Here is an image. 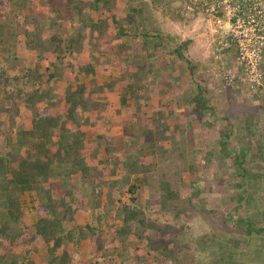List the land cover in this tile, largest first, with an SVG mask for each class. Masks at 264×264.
<instances>
[{"label": "trees", "instance_id": "16d2710c", "mask_svg": "<svg viewBox=\"0 0 264 264\" xmlns=\"http://www.w3.org/2000/svg\"><path fill=\"white\" fill-rule=\"evenodd\" d=\"M0 6L4 13L0 21V132L6 134L0 149V264H34L29 256L31 248L24 246L38 240L44 242L40 262L73 264L71 236L76 228L80 238L92 240L90 251L96 260L92 264H114L109 257L119 254V248L128 250L130 234L138 239L146 237L150 249L182 264L189 258L204 259L181 251L184 242L177 232L159 239L156 225L145 221L140 199L134 195L139 185L131 179V173L141 162L140 151L147 148L161 167L173 156L185 166L199 161L214 164L220 156L226 159L233 154L232 165L241 176L232 177V186L244 185L247 176H264V134L251 139L258 131L257 110L234 125L247 139L233 141L234 122L217 110L211 99L213 92L224 90L220 83H216L218 88L206 77L190 85L183 96L186 108L194 107L201 114V127L222 131L217 147L203 150L198 141L194 142L195 134H199L196 131L202 130L195 127L198 117L164 109V102L180 106L182 101L166 86H152L159 83L156 77H161L158 66L163 60L169 65L184 62L180 64L181 74L185 70L194 72L196 64L185 56L190 40L172 38L163 44L160 28L152 25L151 14L145 13L142 2L133 6L121 0H0ZM44 21H48L47 29ZM23 49L32 54L29 63L22 65L21 74L10 72L6 63L15 62ZM143 52L148 53L150 61L140 60ZM99 71L106 74L100 76L101 80L97 78ZM151 73L157 76L153 78ZM59 82L66 85L61 94L57 93ZM121 90L128 94L113 101ZM243 98L264 106V96ZM58 107L61 112L55 111ZM109 108L114 109L113 114L107 113ZM215 113L220 118L216 119L219 124L213 125L209 116ZM25 120L30 127L15 126ZM117 124L121 125L120 134L114 130ZM83 126L95 129L94 141H83ZM230 142L233 145L228 150ZM101 164L103 168H99ZM107 169L111 177L95 182V176L105 175ZM143 179L146 192L153 187L159 192L156 205L181 218L185 211L178 202L186 190L174 187L163 170L148 172ZM191 185H196L194 179ZM190 187V192L208 190L199 185ZM75 190L89 192L92 198H81ZM125 191L131 194L130 202L120 201V193ZM24 193L36 199L32 201L37 214L34 219L23 209L19 194ZM242 197L239 193L234 201ZM187 199L191 200L189 192ZM145 201L149 205L148 197ZM87 206L95 212L96 224L76 221L74 211ZM229 213L222 215L226 218ZM239 222L240 226L245 224V234L264 229L254 228L250 218L240 217ZM148 228L152 232L144 235ZM234 241L246 247L240 239ZM114 242L120 245L112 246ZM168 243L171 245L166 246ZM221 243L215 249L217 259L209 264H233V250L225 256ZM211 244L203 243L195 251L209 250V246L213 249ZM10 246H18L20 251L12 255L6 250ZM139 264L151 262L142 259Z\"/></svg>", "mask_w": 264, "mask_h": 264}, {"label": "rangeland", "instance_id": "374dc122", "mask_svg": "<svg viewBox=\"0 0 264 264\" xmlns=\"http://www.w3.org/2000/svg\"><path fill=\"white\" fill-rule=\"evenodd\" d=\"M121 1L125 3L129 2L133 6L137 5L139 2L144 4L145 13L147 14L149 12L151 14L150 21L152 22V25H156L160 28L162 35L161 41L163 44L164 42H168V39L171 41L172 38H176L178 41L185 39L190 40L185 50V56L187 57V60L191 61V63L196 64L194 72L185 70V73L183 72L181 74L180 68L181 65L185 64L184 62L181 64L180 61H177L169 65L168 61L163 60V63L158 66V73H160L161 77L157 76V73L156 77L153 74L155 73L154 71L150 74H153L152 77H156V81L159 82L158 84L155 83L152 86L153 88L166 86L170 89L171 94L175 96V98L182 101V105L180 106H177L174 103L167 104V102H164L162 104L164 109H173L177 115H182L188 112L190 117L193 119L198 117L195 119V127H197L196 130H198V128H202V130L196 131L199 134H195L196 137L194 142L198 141V146L200 148L203 150L206 147L216 148L218 141L222 136V131H220L219 128L208 129L207 127H201V124H199L200 121H198L201 114L199 112L197 113L194 107L189 108L188 110V108H186L188 103L184 101L183 97L185 96L184 92L190 89V85L196 84L197 82L200 83L204 80L203 78L207 77L212 85H215V74L218 70L211 66V47L209 45L210 34L208 23L198 14L181 11L182 0H156L155 2L153 0ZM3 16V8L0 6V21L3 20ZM146 22L147 31L151 33L150 24L148 21ZM43 27L44 29H47L48 21H44ZM170 45L169 47L171 48ZM147 54L148 53L143 52L139 57L140 60H143L144 62L150 61L151 58H149ZM31 56L32 54L29 53V51L23 49L22 53L17 56L15 62L6 63V68L10 72L21 74L22 65L28 64ZM208 63H210V65ZM111 67L114 68L115 65H112ZM100 76L104 77L106 74L99 71V74L97 75L99 80H101ZM176 80L179 82L176 83ZM65 87V82L58 83L57 93H63ZM221 88L223 87L221 86ZM223 89L224 90L218 89L219 93L217 92L214 94L213 92L211 99H213L212 103L214 105L216 104L215 107L217 110L222 111L223 114L228 116L229 120L234 122L233 126L231 125L232 133L235 136L233 141L242 142L247 139L244 137L245 135H242L241 131H239L234 125L240 123V121L246 117V114L253 112V109L257 110V113L259 114V121L256 124L258 125V131L251 139L255 140L260 134H264V106L260 107L258 104H252L248 98H237V93L234 92L232 88H230L231 90L226 88ZM127 94L128 92L121 90L114 95L112 100H120ZM63 107L65 108V105ZM142 108L145 109L146 107ZM55 111L61 112L60 107L56 108ZM106 111L109 114L114 113L113 108H109ZM127 111H129V108ZM217 118H220V114L215 113L214 115L209 116V119L213 121V125L219 124V119L216 120ZM119 120L121 122V118H119ZM25 121L24 123L21 122L15 126H23L25 128L30 127V122L27 120ZM225 121L227 122V120ZM169 123L172 124V121H169ZM116 126H118L119 130H122L121 125L117 124ZM91 129V126L83 128V141L85 143L95 140V136H92L95 135V131H91ZM115 132H117V129ZM5 137L6 134L0 132V149H3ZM127 141L132 143V138L127 137ZM232 145V142L228 143V150L232 147ZM250 146L251 148H254L255 144H251ZM198 152L202 151L200 150ZM140 154L141 162L134 167V171L131 173V179L139 185V188L134 195L138 196L140 199V208L144 213L146 223L155 224L158 228L159 239H163V237L166 236H172L173 233L177 232L179 236H182V242H184L181 251L195 254L199 258H204L202 260L194 258L185 259V264H196L197 261H200L199 264H209V262L217 259L218 255L215 253V249L219 248L217 244L219 241H222L221 253H224L225 256L229 255V249L230 251L231 249L233 250L234 256L230 259L233 264H264V229L258 232L255 231L250 232V234H245V224L242 226L238 225L240 224L239 219L241 217L253 219L254 228L264 227V214H262L264 211V176H247L244 180V185L239 187L232 186L230 181L232 177L238 176L239 179L241 176V173L238 172L239 170L237 171V169H235L232 165V161L234 160L233 154L228 156L226 159L220 156L214 164H203L199 161L185 166L180 163V159L178 157L173 156L162 167L154 163L149 149H142ZM99 168H103V165H99ZM257 169L258 168H253V171H256ZM155 170L165 171L174 187L186 190L182 193L183 196L178 202L180 207L185 211L181 218L176 219L174 215H172V212L162 211L160 207L156 205L159 192L154 190V187L151 191L149 190L146 192V184L144 183L143 176L147 175L148 172H153ZM107 176L111 177L109 169H107V173L105 175L97 174L94 180L96 182L97 180L105 179ZM117 176L118 175L115 177ZM193 179L195 180L196 185L206 187L208 190L206 189V192L199 193L190 192L189 190H192L190 186H196L191 185V181H193ZM181 189L180 191H182ZM188 192L191 195V200L187 199ZM74 193L76 195L80 194L81 198H92L89 195V192L75 190ZM239 193H243V197L239 201H234V199L238 198ZM120 194L119 198L121 202H130V192L125 191ZM19 197L21 199L23 209L29 213L30 218H36V210L32 205L33 199L36 200L34 196L32 194L30 195L28 193H24L19 194ZM147 197L149 198V205H147L145 201ZM202 202L204 203V207L201 206ZM235 202H237V206L232 209V205L236 204ZM227 211L230 213L226 218H224L222 214H225ZM74 214H76V221L80 224H83L84 222L96 224V214L93 210H91V208H89V206L85 207V209H78L74 211ZM151 232L152 230L148 228L145 229L143 234L148 235ZM72 233L73 235L71 238L74 244V251L72 254L73 259H75L73 264H92V262H95L96 260L93 258L90 251L91 246L93 245L92 240L89 238H80L77 228L73 230ZM111 234L112 231L109 232V236ZM128 239L132 242L127 246L128 250H122L119 248V254L113 253L109 257L114 260V264H129L132 262L133 264H139L142 259L148 260L151 264H182L179 261L173 260L170 256L164 257V255L157 254L156 251L150 249L146 245V237L138 239L134 237L133 234H130ZM237 239H240L239 243H246V247L242 248L243 246L237 244L235 245L234 240ZM213 240L216 244L212 242ZM175 242H177V240H175ZM203 243L204 245L212 243L211 245L214 250L209 246V250H203L205 249V247H203L200 248V250L203 251H195V248L200 247ZM114 245L119 246L120 243L114 242L112 246ZM170 245L171 243L166 244V246ZM24 247L31 248L29 256L34 261V264H45L40 262V254L44 249V242L42 240H38L34 245L25 244ZM6 250L9 251L10 254L14 255L20 251V248L18 246H10L7 247ZM179 256H181V253H179Z\"/></svg>", "mask_w": 264, "mask_h": 264}, {"label": "built area", "instance_id": "2783aa9c", "mask_svg": "<svg viewBox=\"0 0 264 264\" xmlns=\"http://www.w3.org/2000/svg\"><path fill=\"white\" fill-rule=\"evenodd\" d=\"M181 8L208 23L214 83L237 98L264 96V0H182Z\"/></svg>", "mask_w": 264, "mask_h": 264}, {"label": "crops", "instance_id": "0c3cea01", "mask_svg": "<svg viewBox=\"0 0 264 264\" xmlns=\"http://www.w3.org/2000/svg\"><path fill=\"white\" fill-rule=\"evenodd\" d=\"M30 53V52H29ZM60 83V82H59ZM108 110V109H107ZM88 126H83L82 127V130H83V128H87ZM117 129V132H116V134H120L122 131L121 130H119V128H118V126H116L115 127V130ZM84 131V130H83ZM91 131H95V129H91ZM95 134H96V131H95ZM92 138V137H91Z\"/></svg>", "mask_w": 264, "mask_h": 264}]
</instances>
